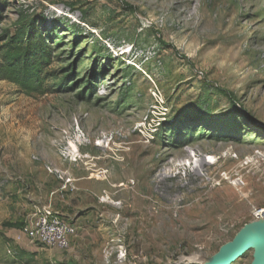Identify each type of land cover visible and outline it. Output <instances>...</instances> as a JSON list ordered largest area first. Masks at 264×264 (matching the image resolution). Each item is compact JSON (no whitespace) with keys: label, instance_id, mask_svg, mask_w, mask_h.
<instances>
[{"label":"rangeland","instance_id":"obj_1","mask_svg":"<svg viewBox=\"0 0 264 264\" xmlns=\"http://www.w3.org/2000/svg\"><path fill=\"white\" fill-rule=\"evenodd\" d=\"M33 36L47 93L0 81V264H202L264 207V0H0V62ZM63 182L76 261L8 226Z\"/></svg>","mask_w":264,"mask_h":264},{"label":"trees","instance_id":"obj_2","mask_svg":"<svg viewBox=\"0 0 264 264\" xmlns=\"http://www.w3.org/2000/svg\"><path fill=\"white\" fill-rule=\"evenodd\" d=\"M45 41L36 36L20 38L15 44L6 46V53L0 62V81H10L24 93L46 94L43 85L44 66L49 63L50 53ZM61 84H64L62 81ZM23 223L8 225L20 229Z\"/></svg>","mask_w":264,"mask_h":264},{"label":"built area","instance_id":"obj_3","mask_svg":"<svg viewBox=\"0 0 264 264\" xmlns=\"http://www.w3.org/2000/svg\"><path fill=\"white\" fill-rule=\"evenodd\" d=\"M69 183L67 180L65 184ZM65 187V186H64ZM264 218V207L253 208L251 221ZM76 229L66 223L58 211L49 204L34 206L18 229L16 241L22 240L30 244H39L50 250L67 251L69 237L75 235Z\"/></svg>","mask_w":264,"mask_h":264},{"label":"water","instance_id":"obj_4","mask_svg":"<svg viewBox=\"0 0 264 264\" xmlns=\"http://www.w3.org/2000/svg\"><path fill=\"white\" fill-rule=\"evenodd\" d=\"M248 252H253L251 264H264V218L244 225L217 254L203 258L202 264H233Z\"/></svg>","mask_w":264,"mask_h":264},{"label":"crops","instance_id":"obj_5","mask_svg":"<svg viewBox=\"0 0 264 264\" xmlns=\"http://www.w3.org/2000/svg\"><path fill=\"white\" fill-rule=\"evenodd\" d=\"M63 186H65L64 182L59 186L56 185L54 188H51L49 191H47V194L51 196L49 200V205L60 213V215L62 216V219L66 223L70 224L76 229L75 235L69 237V249L67 251L70 254L69 261H71L72 258L76 261L77 260L76 253L78 252V250L80 249L82 245L81 235L78 236L79 230L81 228L80 221L78 219L80 216L77 217L78 212L76 211L72 212L75 207L70 204L69 200H67V195L63 194V190H61ZM71 214H73V217H70ZM54 250L60 253L63 252V251L56 250V249ZM73 262L74 261H72V263Z\"/></svg>","mask_w":264,"mask_h":264},{"label":"bare ground","instance_id":"obj_6","mask_svg":"<svg viewBox=\"0 0 264 264\" xmlns=\"http://www.w3.org/2000/svg\"><path fill=\"white\" fill-rule=\"evenodd\" d=\"M168 15H169V17H171L173 19L174 22H176L177 24L182 25V26H183V24H193L194 21H196V25L194 28H196L202 20L201 14H199V12H198V14H194L192 12H189L186 9L178 8L176 6L170 7ZM191 157L192 156H189V159H191ZM208 161L213 162V159L210 158ZM160 175H162V174L160 173ZM197 175H198L197 172L196 173L192 172L190 176L193 179H195ZM155 183L157 185V188L159 189V191H161L162 194H167V191H171L173 189V186L170 187L165 182L155 180ZM157 188H156V190H157ZM196 260H199V259H196Z\"/></svg>","mask_w":264,"mask_h":264}]
</instances>
